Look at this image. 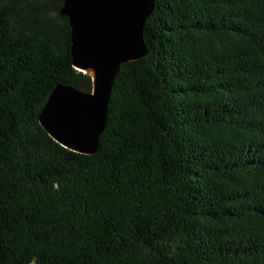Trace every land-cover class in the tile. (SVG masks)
<instances>
[{
    "label": "trees",
    "instance_id": "trees-1",
    "mask_svg": "<svg viewBox=\"0 0 264 264\" xmlns=\"http://www.w3.org/2000/svg\"><path fill=\"white\" fill-rule=\"evenodd\" d=\"M63 2L0 1V264H264V0H156L93 155L39 122Z\"/></svg>",
    "mask_w": 264,
    "mask_h": 264
},
{
    "label": "water",
    "instance_id": "water-1",
    "mask_svg": "<svg viewBox=\"0 0 264 264\" xmlns=\"http://www.w3.org/2000/svg\"><path fill=\"white\" fill-rule=\"evenodd\" d=\"M156 0H64L74 68L91 77V91L58 84L39 122L65 148L93 155L105 131L113 85L123 64L144 58V28Z\"/></svg>",
    "mask_w": 264,
    "mask_h": 264
},
{
    "label": "rangeland",
    "instance_id": "rangeland-1",
    "mask_svg": "<svg viewBox=\"0 0 264 264\" xmlns=\"http://www.w3.org/2000/svg\"><path fill=\"white\" fill-rule=\"evenodd\" d=\"M1 3L3 5L6 6H11L12 7V11H13V16H15L18 20H22L24 18L23 12L21 13L20 11L26 8L28 9L29 7H33V6H39L42 5L44 3H48V2H53L54 4H57L59 2V0H0ZM55 12H52L51 15H55ZM92 89V84L91 86L84 91H91Z\"/></svg>",
    "mask_w": 264,
    "mask_h": 264
}]
</instances>
